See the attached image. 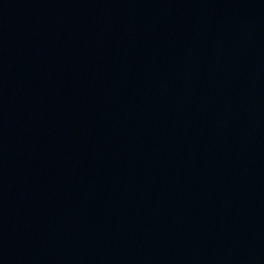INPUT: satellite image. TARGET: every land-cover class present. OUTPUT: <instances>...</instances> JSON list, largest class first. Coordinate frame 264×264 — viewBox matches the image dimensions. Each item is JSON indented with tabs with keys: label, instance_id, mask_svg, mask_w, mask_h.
<instances>
[{
	"label": "water",
	"instance_id": "95a60500",
	"mask_svg": "<svg viewBox=\"0 0 264 264\" xmlns=\"http://www.w3.org/2000/svg\"><path fill=\"white\" fill-rule=\"evenodd\" d=\"M88 264H264V0H119Z\"/></svg>",
	"mask_w": 264,
	"mask_h": 264
}]
</instances>
